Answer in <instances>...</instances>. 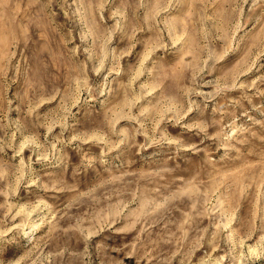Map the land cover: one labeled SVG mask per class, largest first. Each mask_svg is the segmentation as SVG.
I'll return each instance as SVG.
<instances>
[{
    "label": "rangeland",
    "instance_id": "1",
    "mask_svg": "<svg viewBox=\"0 0 264 264\" xmlns=\"http://www.w3.org/2000/svg\"><path fill=\"white\" fill-rule=\"evenodd\" d=\"M0 264H264V0H0Z\"/></svg>",
    "mask_w": 264,
    "mask_h": 264
}]
</instances>
